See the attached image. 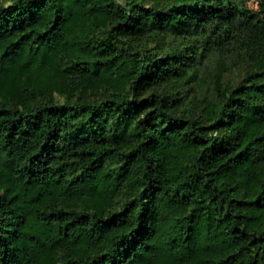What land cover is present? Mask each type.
I'll return each mask as SVG.
<instances>
[{
	"label": "trees",
	"instance_id": "1",
	"mask_svg": "<svg viewBox=\"0 0 264 264\" xmlns=\"http://www.w3.org/2000/svg\"><path fill=\"white\" fill-rule=\"evenodd\" d=\"M0 264H264V0L0 1Z\"/></svg>",
	"mask_w": 264,
	"mask_h": 264
},
{
	"label": "rangeland",
	"instance_id": "2",
	"mask_svg": "<svg viewBox=\"0 0 264 264\" xmlns=\"http://www.w3.org/2000/svg\"><path fill=\"white\" fill-rule=\"evenodd\" d=\"M1 2L4 3H8L9 0H0ZM236 2H244L245 5H247L248 7L252 8V9H257L258 5L256 4V1L258 2V0H235Z\"/></svg>",
	"mask_w": 264,
	"mask_h": 264
},
{
	"label": "built area",
	"instance_id": "3",
	"mask_svg": "<svg viewBox=\"0 0 264 264\" xmlns=\"http://www.w3.org/2000/svg\"><path fill=\"white\" fill-rule=\"evenodd\" d=\"M256 4L258 5V2L256 1Z\"/></svg>",
	"mask_w": 264,
	"mask_h": 264
}]
</instances>
